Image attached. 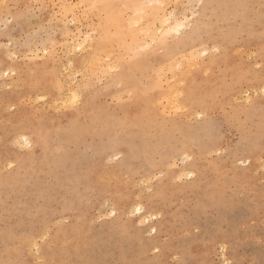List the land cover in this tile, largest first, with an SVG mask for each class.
<instances>
[{"label":"rangeland","instance_id":"1","mask_svg":"<svg viewBox=\"0 0 264 264\" xmlns=\"http://www.w3.org/2000/svg\"><path fill=\"white\" fill-rule=\"evenodd\" d=\"M144 4L182 30L136 46ZM0 253L264 264V0H3Z\"/></svg>","mask_w":264,"mask_h":264},{"label":"bare ground","instance_id":"2","mask_svg":"<svg viewBox=\"0 0 264 264\" xmlns=\"http://www.w3.org/2000/svg\"><path fill=\"white\" fill-rule=\"evenodd\" d=\"M134 1H135V0H134ZM148 1H149V0H148ZM138 2H139V1H138ZM138 2H137V3H138ZM146 2H147V1H146ZM144 5L146 6L147 4H144ZM148 5H149V4H148ZM147 10H150V9L147 8ZM147 10L142 9V10H141V15H142V12L145 13ZM148 14H150V16L153 15V16H151V18H154V19H156V20H157V18H158L157 16L160 15L159 18H158V20H157V21H158V26L155 27V25H153L154 27H151L152 25L150 26L149 24H153V23H151V22H152L151 19H149L150 21L147 19V21L144 20V22L146 21L144 24L146 25V24L149 23L148 25H146V26L144 25V26H142V27H139L140 30H138V31H137L136 29H135L134 31H132L133 34H134L136 37H137V34H140V33H141V36H142V34L145 36L146 34H148V33H150V32L153 33V34L150 33V34H151V36H149L150 38H149L148 36H147L148 38L146 37L147 39H150L149 41L145 42L146 40H145V41L143 40L145 43H144L143 41H142V42H143L144 44H142V42H140L141 44L136 45V46H138V47H139V46H143V47H148V46H149V48H150L151 43H154V42H153L154 40H156V39H158V38H160V37L163 38V35H164V34H165V35H169L170 33H172L171 30H174L176 33H179V32H180L179 30H180V29L182 30V28H183V26H182V27H178L179 25H181L180 23H178V22H175V23H174L173 20H172V21H173V22H172V21H171V16H172V15L164 14V11H163L162 8H160L159 6H156V9L152 10V13H150V12L145 13V14L143 15V17L147 16ZM156 15H157V16H156ZM143 17H142V18H143ZM148 17H149V15H148ZM156 17H157V18H156ZM133 18H134V17H133ZM146 18H147V17H146ZM149 18H150V17H149ZM118 20H119V18H118ZM122 21L124 22L123 19H122ZM133 22H134V20L132 19V21L130 20V21L128 22V24L131 26ZM171 22L174 23V25H173L174 28L171 27V26H172V25H171V24H172ZM124 23H125V22H124ZM140 23H141V22H140ZM123 25H124V24H123ZM139 25H140V24H139ZM183 25H184V23H183ZM101 26H102V25H101ZM118 27H119V26H118ZM137 27H138V25H137ZM126 28H127V27H126ZM106 29H107V28H106ZM113 29H114V28H113ZM118 29H120V28H118ZM122 29H123V28H122ZM119 31H120V30H119ZM124 31H125V30H124ZM178 31H179V32H178ZM132 32H131V33H132ZM175 32H174V33H175ZM193 32H194V34H196V33H197V30H193ZM176 33H175V34H176ZM144 36H143L142 38L139 37V39H143V38H145ZM113 37H114V36H113ZM191 37L193 38V35H192ZM191 37H190V38H191ZM128 38H130V39L132 40L133 37H130V35H129ZM137 38H138V37H137ZM137 38H136V39H137ZM146 38H145V39H146ZM190 38H188V39H185V38H184L185 40H182L183 43L188 42ZM198 38H199V37H198ZM198 38H197V39H198ZM72 39H73V38H72ZM76 39H77V38H76ZM115 39H116V38H115ZM125 39H126V38H125ZM111 40H113V39H111ZM192 40H193V39H191V43H192ZM73 41H74V39H73ZM78 41H79V40H78ZM87 41H88V40H87ZM87 41H86V42H87ZM128 41H129V40H128ZM69 42H70V41H69ZM180 42H181V41H179V43H178L179 45L181 44ZM189 43H190V42H189ZM189 43H188V44H189ZM193 43H195V42L193 41ZM197 43H198V42H197ZM199 43H200V41H199ZM131 44H133V43H131ZM188 44H186V45H188ZM195 44H196V43H195ZM81 45H82V44H81L80 42H77V46H81ZM128 45H130V44H128ZM186 45L184 44L183 46H186ZM90 46H92V45H90ZM90 46H89V47H90ZM102 46H103V45H102ZM126 46H127V45H126ZM190 46H192V45L190 44ZM130 47H132V46H130ZM134 47H135V46H134ZM134 47H133L132 49H135ZM138 47H137V48H138ZM179 47H180V46H179ZM141 48H142V47H141ZM125 49H126V48H125ZM127 49H128V48H127ZM130 49H131V48H130ZM179 49H180V48H179ZM117 50H118V49H117ZM203 50H204V49H203ZM203 50H201V51H203ZM124 51H125V50H124ZM134 51H135V50H134ZM96 52H97V51H96ZM198 52H199V51H198ZM90 53H91V52H90ZM119 53H120V52H119ZM107 54H108V53H107ZM122 54H123V53H122ZM122 54H121V55H122ZM87 55H88V51H87L86 57H87ZM119 55H120V54H119ZM146 55H147V54H146ZM160 55H162V54H160ZM194 55H195V54H194ZM84 56H85V55H84ZM88 56L91 57L90 55H88ZM162 56H163V55H162ZM166 56H168V55H166ZM166 56H164V57H166ZM86 57H85V58H86ZM100 57H101V59L103 60V57H102V56H100ZM116 57H117V56H116ZM81 58H82V57H81ZM85 58H84V59H85ZM167 58H168V57H167ZM90 59H91V58H89V60L87 59L86 61H90ZM101 59H100V60H101ZM98 60H99V59H97V58H93V59H91V65H93L94 63H95V64H97V63L100 64V60H99V61H98ZM173 60H174V58H173ZM173 60L171 59V62H170V61L167 62L166 65L169 63V67H170L171 64H172V62H173ZM164 61H165V60H164ZM176 61H177V60H176ZM102 62L105 64V60L102 61ZM110 62H111V61H110ZM85 63H86V62H85ZM85 63H84V66L86 65ZM111 63H112V62H111ZM95 64H94V65H95ZM107 64H108V63H106V65H107ZM164 64H165V63H164ZM164 64H163V65H164ZM94 65H93V66H94ZM97 65H98V64H97ZM97 65H95V66H97ZM100 65H101V64H100ZM111 65H112V64H111ZM114 65H115V64H114ZM173 65H174V64H173ZM177 65H178V64H177ZM87 66H88V65H87ZM87 66H86V68H87ZM103 67H104V66H103ZM165 67H167V66H165ZM91 68H92V67H91ZM84 69H85V68H84ZM93 69H94V68H93ZM96 69L99 70V69H101V68H96ZM77 70H78V69H77ZM80 70H81V69H80ZM87 70H88V68H87ZM94 70H95V69H94ZM165 70H166V69H165ZM84 71H86V70H84ZM89 71H91V69H89ZM99 71H100V70H99ZM99 71H98V72H99ZM101 71H103V70L101 69ZM105 71H106V70H105ZM86 72H87V71H86ZM86 72H85V73H86ZM92 72L95 73L96 70H95V72H94V71H92ZM92 72H91V73H92ZM82 73H83V71H82ZM88 73H90V72H88ZM91 73H90V74H91ZM86 75H87V74H86ZM175 89H176V88H175ZM173 90H174V88H173ZM76 92H77V91H76ZM160 93H161V92H159V95H160ZM188 93H189V92H188ZM77 95H78V94H77ZM159 95H158V96H159ZM168 95H169V94H168ZM187 95L190 96V94H187ZM187 95H186V97H187ZM71 96H72V95H71ZM161 96H162V95H161ZM65 99H66V98H65ZM157 99H158V98H157ZM159 99H160V98H159ZM164 99H165V101L168 100V97H167V99H166V94H165ZM173 99H174V98H173ZM188 99H189V97H187L186 100H188ZM193 99H194V97H193ZM58 100H59V99H58ZM161 100H162V99H161ZM167 102H168V101H167ZM176 102H177V101H176ZM190 102H191V101H190ZM187 103H188V102H187ZM166 104H167V103H166ZM189 104H190V103H189ZM68 105H69V104H68ZM177 105H178V104H177ZM72 106H73V105H72ZM201 114H202V113H201ZM33 130H34V132H35V129H33ZM33 130H32L31 132H33ZM38 131H39V130H38ZM41 132H42V131H41ZM29 133H30V132H29ZM35 133H36V132H35ZM35 133H34V134H35ZM34 134H33V135H34ZM17 135H18V134H17ZM21 138H22V141H24L27 145H28V144L31 145V144H33V143L36 144V142H34L36 138L34 139V137H31L30 135L27 136V135H25V134H22V135H21ZM39 138H40V137H39ZM44 139H45V138H44ZM22 141H21V142H22ZM36 141H37V140H36ZM38 141H39V140H38ZM40 142H41V138H40ZM42 142L44 143V144L42 143V144H43V147H44L46 142H45V141H42ZM19 144H20V143H19ZM20 145H21V144H20ZM20 145H18V146H20ZM34 146H35V145H34ZM20 147H21V146H20ZM43 147H42V148H43ZM152 148H153V147H152ZM185 148H186V146H185ZM136 149H137V148H136ZM130 150H131V149H130ZM130 152H131V151H130ZM188 156H189V155H188ZM131 160H132V159H131ZM130 162H131V161H130ZM185 173H186L185 176H192V175L194 174V171H192V170L190 171V170H189L188 172H185ZM187 178H188V177H187ZM138 204H139V203H138ZM115 211H116L115 208H112V209L110 210V214H111V213H115ZM134 211H137V212L139 213L140 217L143 216L142 218H143V220L146 221V222H147V221H148V222L150 221V217H155V218H156L155 214H147V213H146V214H143V213L145 212V211H144V207L141 206L140 204L134 206ZM140 217H138V218H140ZM140 220H141V219H140ZM143 223H144V222H143ZM149 227H150V229H151L152 231H154V232L157 231L155 225H151V226H149ZM147 245H150V246H154V247H155V241H153V240L148 241ZM16 249H17V247H16ZM12 252H13V251H12ZM17 252H18V251H17ZM36 252H37V251H36ZM3 253H4V252H3ZM13 253H15V252H13ZM0 254H1V253H0ZM11 254H12V253H11ZM1 256H3V255L1 254ZM1 256H0V257H1ZM9 259H10V258H9ZM1 260H2V259H1ZM7 262H8V261H6L5 263L7 264ZM9 262H10V261H9Z\"/></svg>","mask_w":264,"mask_h":264},{"label":"snow or ice","instance_id":"3","mask_svg":"<svg viewBox=\"0 0 264 264\" xmlns=\"http://www.w3.org/2000/svg\"><path fill=\"white\" fill-rule=\"evenodd\" d=\"M0 6H3V0H0ZM155 6L163 7V5H152V4H149V5H146V6L145 5H139L138 8L143 9L144 7H155ZM91 7L93 9H95L97 7L109 8V7H112V5H107V4H105V5L92 4ZM182 26H183V24L179 25L178 27H182ZM72 99H73V102L76 101L77 97H76L75 94H73V98Z\"/></svg>","mask_w":264,"mask_h":264}]
</instances>
